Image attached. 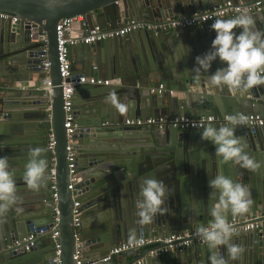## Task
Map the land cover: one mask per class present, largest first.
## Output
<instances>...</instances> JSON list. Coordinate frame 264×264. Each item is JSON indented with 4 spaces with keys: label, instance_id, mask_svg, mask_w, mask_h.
I'll return each mask as SVG.
<instances>
[{
    "label": "water",
    "instance_id": "obj_1",
    "mask_svg": "<svg viewBox=\"0 0 264 264\" xmlns=\"http://www.w3.org/2000/svg\"><path fill=\"white\" fill-rule=\"evenodd\" d=\"M224 1L227 0H0V13L17 18L16 21L0 18V70L5 76L0 82V155H6L16 169L20 198L16 206L0 216V264H54L56 242L60 245L61 264H74L75 232L79 234L83 264H117L114 260L100 261L107 251L101 250L106 241H111L112 246L139 232L163 235L207 225L212 219L213 203L208 196V181L221 171L250 190L252 203L248 212L240 216L264 213V124L235 126V135L242 138L245 151L261 162V168L256 171L238 165H220L214 145L201 139V128L157 129L149 125L124 124L128 117L159 115L168 118L179 115L197 118L210 113L264 116V85L249 90L210 89L207 74L195 75L193 68L196 64L188 62L184 63V77L172 82L169 71L174 69H167L163 63L171 67L176 58L174 62L168 58L166 45L172 49L171 42L162 32L144 31L135 45L123 41L126 35L90 45L79 44L85 71L94 61L97 66L103 64L107 74L122 79V82L115 88L75 87L72 146L76 183L74 190L68 189L62 80L57 62V22L65 17L80 16L87 28L97 24L108 29L121 25L122 20H176L193 9L205 11ZM230 1L249 4L255 0ZM249 13L256 17L257 27L264 29V5ZM208 24L211 28V23ZM234 31L239 33L240 29ZM214 36L212 33L203 39V53L210 50ZM43 37L46 38V54L42 51ZM43 60L50 63L47 70L53 85L50 96H42L39 90H33L43 85L46 75L41 71ZM223 66L224 62L217 58L208 74ZM71 67V71L75 70L74 66ZM155 71L161 80L176 85L183 95H157L140 89L141 82L155 79ZM69 80H72L71 75L65 79ZM32 81L33 85H30ZM82 90L86 92L85 105H81L78 99L77 93ZM118 104L125 106L124 112L119 111ZM50 135L54 140L52 154L46 148ZM37 146L45 149L42 155L47 160V179L38 190H29L21 174L29 158V149ZM51 156L55 168L54 189L50 187L48 174ZM146 176L165 183L168 191L163 206L168 211L155 216L151 223L141 225L135 202L138 185ZM53 193H56V201ZM74 199L79 201L76 208L81 213L77 229L73 227ZM54 207L59 211L55 225ZM31 228H43L46 233L37 236L27 248L24 244L12 245L15 240L26 237ZM52 232H56L57 237L52 238ZM232 242L241 245L244 253L242 259L230 264H264V228L233 232ZM91 244L98 253L92 258L88 257ZM219 251L226 255L223 246ZM133 253L139 255L140 248L124 252V264L135 260L134 257L127 260ZM208 257L207 246L195 244L188 250L146 258L145 264H209Z\"/></svg>",
    "mask_w": 264,
    "mask_h": 264
},
{
    "label": "clouds",
    "instance_id": "obj_2",
    "mask_svg": "<svg viewBox=\"0 0 264 264\" xmlns=\"http://www.w3.org/2000/svg\"><path fill=\"white\" fill-rule=\"evenodd\" d=\"M211 28L215 36L211 48L195 57V75L207 74V85L211 89L228 87L249 90L264 85V29L257 27V19L247 11H239L228 19L213 20ZM239 28V33L234 29ZM189 49L187 48V52ZM219 59L225 66L211 74L208 70L214 60ZM120 112L125 111L122 104L116 105ZM223 126L211 123L194 125L202 129L201 139L214 145L215 156L220 165H238L250 171L261 168V162L245 151L242 138L235 135V126L243 124L245 118L229 115ZM44 148L37 146L29 149L28 160L23 166L21 179L29 190H38L46 182L47 160L42 155ZM16 169L6 155H0V216L6 214L19 203ZM209 199L213 201L207 225H198L195 234L207 246L209 264H230L242 259L244 248L232 242L233 225L230 218L248 212L252 203L249 188L222 171L210 177ZM168 189L163 180L146 176L138 185V199L135 202L138 223L149 224L155 216L165 214V195ZM223 246L226 255L219 249Z\"/></svg>",
    "mask_w": 264,
    "mask_h": 264
},
{
    "label": "built area",
    "instance_id": "obj_3",
    "mask_svg": "<svg viewBox=\"0 0 264 264\" xmlns=\"http://www.w3.org/2000/svg\"><path fill=\"white\" fill-rule=\"evenodd\" d=\"M264 5V0H255L252 3H234L230 0L224 1L219 4H214L207 8L205 11H192L186 16H182L179 19L171 20L169 22H140L136 20H129L123 26L103 29L100 25H93L86 29L85 33L81 36H77L73 31V24L80 16L65 17L60 19L56 25V44H57V62H58V72L61 77L62 86V99H63V111H64V128L66 134V152H67V162L69 169V184L68 189L74 190V185L76 183L75 176V152L73 150V121L74 115L72 112V98L74 89L77 85L88 84L92 86H107L110 84L109 79L98 77L95 75L84 76L80 75L73 80L65 81L71 75V61L68 58L69 48L78 44H93L98 41L106 40L109 38L124 37L132 31L147 30V31H163L170 28H191L199 24H204L206 22L215 20L217 18H223L228 15H235L239 11H252L260 9ZM0 18L8 19L11 18L12 21H16L17 18L10 14L0 13ZM44 48L43 54H46V38L43 37ZM50 63L47 60H43L41 63V71L46 75L43 78V85L39 89L44 95L50 96L52 94L53 85L51 84L50 78L47 74ZM158 94L163 92L169 95H174L175 90L166 87L163 83H159L155 88L151 89ZM50 106H47L49 109ZM243 116L245 121L243 124H239L247 127L262 126L264 124V116L255 113L240 114L237 116ZM229 114H205L200 115L197 118H192L186 115L174 116L171 118L164 116H149L146 118L135 117L127 118L124 121L125 125H149L154 126L157 129H162L164 127H173L178 130L186 129H200L194 125H205L208 123L216 124L218 126H223L227 123L226 117ZM54 140L50 135L46 148L53 153ZM49 168V180L51 182V188L54 189L55 186V168H54V158H50ZM53 200L56 201V193L52 194ZM74 198V197H73ZM79 201L74 199L73 202V227L78 228L80 222V211L77 210ZM58 210L53 208V223L54 225L58 221ZM229 222L233 225V232H248V231H258L264 228V213H256L254 216H236L230 218ZM46 233L43 228H31L30 232L26 237L21 240H15L12 245L15 247L26 245L27 248L31 245L34 239ZM52 238L57 237L56 232H52ZM75 251L73 254L74 264H83L81 261L80 252V242L79 234L75 232ZM195 244H203L199 237L195 234V229L185 230V231H174L172 233H167L163 235L156 234H144L142 232L137 233L130 239H123L120 242L112 245L107 251L100 257V261L106 262L114 260L115 257L122 255L124 252L129 250L143 248L146 250V256H162L171 252H179L188 249L190 246ZM60 245L55 243V251L53 262L54 264H61L59 259ZM145 258H137L128 264H144Z\"/></svg>",
    "mask_w": 264,
    "mask_h": 264
},
{
    "label": "crops",
    "instance_id": "obj_4",
    "mask_svg": "<svg viewBox=\"0 0 264 264\" xmlns=\"http://www.w3.org/2000/svg\"><path fill=\"white\" fill-rule=\"evenodd\" d=\"M192 11H197V10L193 9V10L189 11V13ZM184 16H186V15H184ZM164 17H165V15H164ZM217 19H226V18L223 17V18H217ZM159 20H160V22L171 21L169 18H166V19L161 18ZM128 21L129 20H122L121 25H119V26H123ZM143 22H152V21H143ZM209 23L212 24L213 20L209 21ZM119 26H117V27H119ZM111 28H115V27L109 26L108 29H111ZM86 29H87V27H85L83 25L81 17L78 20H76L73 24V31L77 36H81V34L85 33ZM211 30L212 29L209 27L208 22H206L204 24H199V25L191 27V28H170V29H166L163 31H158V32L164 33L165 37H166L165 39H167L169 42H171L172 49H170L169 45H166V46H168V56H169L168 58H171L172 62H174L175 61L174 58H176V63L174 62L173 66H171V67L168 66L165 62L163 63V65L167 69L171 70L173 68L175 70V71L174 70L169 71V74L172 75V80H171L172 82H178L180 79H182L184 77V75H185L183 73V69H185L184 63L188 62V64L190 63L191 65L192 64L195 65L196 64L194 61L195 57L197 55L204 54L202 41H203V39L207 38L208 36H211L212 33H214V35H215V31L214 30L211 31ZM144 31H147V30L132 31L125 36L127 38H123V41H129L130 45H135L137 42L140 41L141 35L143 37ZM149 32H153V31H149ZM155 33H157V32H155ZM187 45H190V46H187ZM187 48L189 49L188 52H187ZM201 51H202V53H201ZM92 55L94 56L93 52H92ZM68 58L71 61V66H74V68H75V70L71 71L72 80L74 78H76L77 76H80V75H84V76L95 75L98 77L109 79L110 80L109 85L97 86V87H101V88H104V87L105 88H115V87L119 86L122 82V79L115 78V77L112 78L109 74H107L105 69H104L103 64L100 67V66H97V64L94 61L90 65V67H88L87 71H85V67L83 64V54H82L81 48L79 47V44L69 48ZM192 58H194V59H192ZM3 73L4 72L2 70H0V82L3 81V79L5 78ZM154 76H155V79L152 78L148 81L141 82V84L139 85L140 89L144 88L146 90V92L149 91V93L161 95V94L156 93L155 91H151V89L155 88L159 83H163L166 87H170V88L174 89L175 94H177L178 96L183 95L181 90L176 85H171L169 81L161 80L156 71L154 72ZM15 85H19V83H15ZM30 85H33V81L30 83ZM87 86H92V85L81 84V85H77L76 87L78 89H84L83 87H87ZM33 90L34 91L39 90L41 95L44 96L43 92H41V90L39 88H36ZM198 92H201V90H199ZM85 93L86 92H84V90L79 91L77 93L78 99L81 101V105H85L87 103L85 101L86 100ZM163 93H166V92H163ZM73 96H74V93H73ZM159 116H164V115H159ZM164 117H166V116H164ZM128 118H135V117H128ZM103 246L104 247L101 250L106 251L108 248L111 247V241L110 242L106 241V244ZM140 252L141 253L139 255L133 253L132 256H128L127 260L129 261L133 257H134V259L143 258L140 256L142 254H145L146 250L141 248ZM96 254H98V253H97V251H95L94 245L91 244L89 251H88V257L92 258ZM162 256H164V255H162ZM156 257L157 256H146V254L144 256L145 260H146V258L152 259V258H156ZM124 258L125 257L122 254L120 256L115 257L114 261L117 264H124ZM144 264H145V261H144Z\"/></svg>",
    "mask_w": 264,
    "mask_h": 264
}]
</instances>
